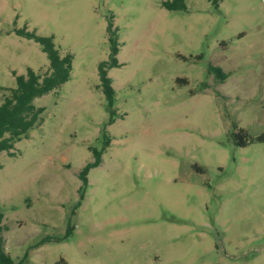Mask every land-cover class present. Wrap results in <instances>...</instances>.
<instances>
[{"label": "rangeland", "instance_id": "1", "mask_svg": "<svg viewBox=\"0 0 264 264\" xmlns=\"http://www.w3.org/2000/svg\"><path fill=\"white\" fill-rule=\"evenodd\" d=\"M162 1L0 0V87L48 66L18 30L73 56L70 78L33 100L40 126L0 153L14 264H264V0Z\"/></svg>", "mask_w": 264, "mask_h": 264}, {"label": "trees", "instance_id": "2", "mask_svg": "<svg viewBox=\"0 0 264 264\" xmlns=\"http://www.w3.org/2000/svg\"><path fill=\"white\" fill-rule=\"evenodd\" d=\"M162 5L168 10L184 9V0H166ZM107 30L110 33V53L108 61H101L98 65V76L100 87L107 101V109L110 117L108 124L112 121V101L114 98V89L111 86L110 78L107 76V68L118 66L116 55L118 52V42L115 31L112 29V22L108 23ZM19 34L37 42L48 59L47 69L42 73H36L27 68L22 75L15 76V86L13 88H3L7 92L0 101V153L5 151L13 155L11 149L17 141L27 138L29 132L40 126L43 121V107H37L33 100L52 90L58 89L69 78L72 69L73 56L68 53H60L56 48L53 36H41L34 31L18 30ZM212 71L218 76L220 81L226 78V74L221 73L220 69L210 66ZM109 145V139H106L105 146ZM101 152L92 149L93 161L86 163L78 173L81 180L80 190L87 185V173L90 168L100 162ZM3 214L0 211V232L2 229ZM0 264H14L8 253L3 248L0 235ZM20 264V263H18Z\"/></svg>", "mask_w": 264, "mask_h": 264}]
</instances>
